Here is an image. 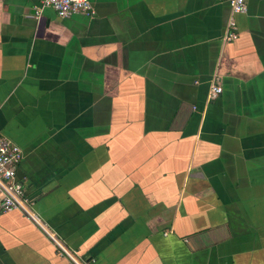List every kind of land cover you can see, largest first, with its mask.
Wrapping results in <instances>:
<instances>
[{
	"label": "crops",
	"instance_id": "obj_1",
	"mask_svg": "<svg viewBox=\"0 0 264 264\" xmlns=\"http://www.w3.org/2000/svg\"><path fill=\"white\" fill-rule=\"evenodd\" d=\"M90 2L0 0V264H264V0Z\"/></svg>",
	"mask_w": 264,
	"mask_h": 264
},
{
	"label": "built area",
	"instance_id": "obj_2",
	"mask_svg": "<svg viewBox=\"0 0 264 264\" xmlns=\"http://www.w3.org/2000/svg\"><path fill=\"white\" fill-rule=\"evenodd\" d=\"M231 7V18L228 23L225 41L233 42L239 36L236 16L247 12L246 0H229ZM36 16L44 9L53 10L60 18H70L76 15L92 17L95 10L90 0H40L35 8ZM223 93V87L218 80L211 86L210 99L215 100ZM24 157L20 146L0 138V198L3 212L20 210L26 215H32L27 204L23 183L17 178V169Z\"/></svg>",
	"mask_w": 264,
	"mask_h": 264
}]
</instances>
